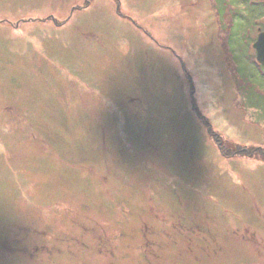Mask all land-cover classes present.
<instances>
[{"label":"rangeland","instance_id":"374dc122","mask_svg":"<svg viewBox=\"0 0 264 264\" xmlns=\"http://www.w3.org/2000/svg\"><path fill=\"white\" fill-rule=\"evenodd\" d=\"M230 3L0 0V264H264V65Z\"/></svg>","mask_w":264,"mask_h":264},{"label":"flooded vegetation","instance_id":"af4514ba","mask_svg":"<svg viewBox=\"0 0 264 264\" xmlns=\"http://www.w3.org/2000/svg\"><path fill=\"white\" fill-rule=\"evenodd\" d=\"M230 1L232 5L222 6L221 10L216 12L217 18L220 19V22L222 16L234 18V24H237L235 32L246 38L245 48L249 57L251 56L250 58H253L254 61L264 65L257 60V48L254 47L258 36L264 33V0ZM212 14L214 15V13Z\"/></svg>","mask_w":264,"mask_h":264},{"label":"water","instance_id":"95a60500","mask_svg":"<svg viewBox=\"0 0 264 264\" xmlns=\"http://www.w3.org/2000/svg\"><path fill=\"white\" fill-rule=\"evenodd\" d=\"M254 47L257 48V60L260 63H264V33L258 36L256 43H254Z\"/></svg>","mask_w":264,"mask_h":264}]
</instances>
